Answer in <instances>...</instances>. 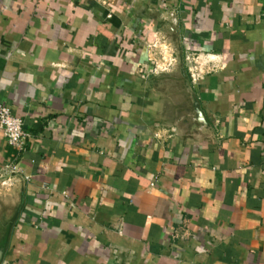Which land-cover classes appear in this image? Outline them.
I'll list each match as a JSON object with an SVG mask.
<instances>
[{"label": "crops", "instance_id": "crops-1", "mask_svg": "<svg viewBox=\"0 0 264 264\" xmlns=\"http://www.w3.org/2000/svg\"><path fill=\"white\" fill-rule=\"evenodd\" d=\"M153 39L205 74L172 117ZM0 104V264H264V1L0 0Z\"/></svg>", "mask_w": 264, "mask_h": 264}, {"label": "rangeland", "instance_id": "rangeland-1", "mask_svg": "<svg viewBox=\"0 0 264 264\" xmlns=\"http://www.w3.org/2000/svg\"><path fill=\"white\" fill-rule=\"evenodd\" d=\"M164 40V39H163ZM155 39L149 44V56L152 58V69H155L157 74L161 75L159 82H154V88L156 91L161 92V99L163 101V107L167 111L169 117L174 116L175 112H181L185 106H189L191 94L187 91L184 75H186V61L185 56L182 59L181 54L175 48L173 44H169L168 41H156ZM172 46V47H171ZM176 54V55H175ZM174 75L170 74L173 70ZM182 75V76H181ZM176 104V108L169 112L170 104ZM182 105V106H181ZM12 182L11 176H3L0 178V250L7 242L11 235V229L15 219L17 218L21 204L23 202L22 188Z\"/></svg>", "mask_w": 264, "mask_h": 264}, {"label": "built area", "instance_id": "built-area-1", "mask_svg": "<svg viewBox=\"0 0 264 264\" xmlns=\"http://www.w3.org/2000/svg\"><path fill=\"white\" fill-rule=\"evenodd\" d=\"M184 59L190 81L193 84L197 83L205 76L203 69L197 62V56L189 53L185 55ZM22 127V120L13 115L11 108L8 105L0 104V133L5 138L7 144L19 152L23 149L25 141L27 140V134ZM14 169H16L14 165L7 167V170H3L0 173V178L10 176L14 172ZM2 264L12 263L4 262Z\"/></svg>", "mask_w": 264, "mask_h": 264}]
</instances>
